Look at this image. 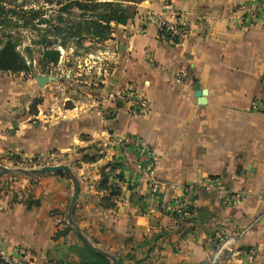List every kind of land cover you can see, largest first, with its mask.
<instances>
[{"label":"crops","instance_id":"obj_1","mask_svg":"<svg viewBox=\"0 0 264 264\" xmlns=\"http://www.w3.org/2000/svg\"><path fill=\"white\" fill-rule=\"evenodd\" d=\"M246 1H141L134 17L113 25L104 44L118 48L108 82L79 98L83 91L74 86L72 106H65L68 97L60 101L57 91L63 83L40 87L36 73L24 88L22 114L12 124L0 121V128L17 126L16 133L0 131V154L19 150L39 155L44 165L62 163L74 170L80 182L74 223L92 246L126 263L264 264L263 205L257 197L264 190V21L240 27L237 16ZM148 12L160 16L147 20ZM171 12L181 15L178 21ZM164 22L185 24L184 37H165ZM195 80L206 90L202 104L194 95ZM128 85L148 99L150 110L134 113L115 106L105 115L108 94ZM36 94L42 101L34 115L29 104ZM123 135L135 138L155 159V195L116 150ZM101 144L104 150L96 151ZM130 151L140 156L139 149L130 146ZM83 155L94 159L83 161ZM115 161L121 163L115 168L123 177L121 193L113 207H106L100 171ZM211 181L222 188H209ZM174 183L196 185L188 216L168 208L181 195ZM3 184L0 245L23 244L29 259L41 264L54 244L78 242L76 231L52 239L67 224L72 185L66 174L14 175L10 181L0 176ZM218 246L222 249L212 263Z\"/></svg>","mask_w":264,"mask_h":264},{"label":"rangeland","instance_id":"obj_2","mask_svg":"<svg viewBox=\"0 0 264 264\" xmlns=\"http://www.w3.org/2000/svg\"><path fill=\"white\" fill-rule=\"evenodd\" d=\"M64 1L65 0H0V18L2 21L0 24V38H5L6 35H11L17 39V49L26 59L27 64V69L23 71H0V121L1 119H7L12 124V118L14 116L18 117L22 114V104L25 93L24 88L26 87L28 80H33L36 73L42 74L47 72L56 76H62L60 82H62L63 85L58 84V87L60 86L61 89L57 91L60 92L58 97L60 101L63 102L64 99L68 97L65 106H67V104L68 106H72L71 99H73V96L71 91L74 90V86H77L83 91L78 92L77 97H85L88 96L87 93H91L92 89L95 87H101L104 83H107L108 78L112 75L111 72H113L112 68L114 66V60L118 48L114 47L109 49V47H104L106 40L109 38L93 44L92 38L85 32L82 33L81 37L83 39L82 47L85 49L87 48L86 50L81 49L78 53V51L75 50L76 47L74 44L70 43L67 48L59 49L60 58L55 66L43 65L40 61L42 56V46L38 44V41L39 39H42V36L48 38L52 37L44 35L45 29L50 23H58L56 18L58 15H61L65 21L75 24L77 22H82L80 19L83 18L80 14L83 10H86L84 11V17L101 12L99 9L100 12L97 11L92 13L88 8L79 9L78 7H71L68 14L66 11L60 10L61 4L56 3H63ZM92 1L94 0H84L83 3H92ZM113 1H115L114 3H120L126 7L127 14L132 17L136 14L137 4L141 2L138 0ZM34 12H38L39 16L34 17ZM21 14H23V17ZM146 15L147 13L143 16L145 17ZM111 25L113 28L114 23ZM72 39L73 40L70 41H76V38ZM71 68H74V71L69 74V77H66L65 75L70 72L69 70ZM51 90L54 91L53 89ZM36 95L37 97L33 98L29 104V111L32 101L38 100L39 103L36 105L37 114V106L41 103L42 99L38 94ZM109 101L111 100L109 99ZM15 126L16 125H11V127H8V125H3L1 126L0 131L6 135L12 134L13 132L16 133L15 130H17V126ZM95 150L103 151V144L98 147L95 146ZM0 155V165L9 168H37L45 163L44 160L42 161L39 159V155L29 156L19 150H10L7 153ZM100 155H102V153ZM29 158H31V161H29ZM111 161H114V159H111ZM72 171L75 173L74 170ZM14 175L20 176L21 174L0 171V176L3 178L6 177L8 181H10ZM3 187V190L7 189V185L3 184L0 186V191ZM70 231L75 233L74 227H72V230ZM57 239L53 240L55 241ZM4 243L0 245V256L6 261H9L11 264H20L25 261L32 264H38L32 259H29L30 249H27V246L18 243V245ZM79 244H81L79 238L78 242L69 245L63 244L62 247H58V244H54V246L48 249L47 253L44 254L45 260L41 264H66L68 262H76L79 259L77 253L78 249H70L69 247L76 245L77 248V246H81Z\"/></svg>","mask_w":264,"mask_h":264},{"label":"trees","instance_id":"obj_3","mask_svg":"<svg viewBox=\"0 0 264 264\" xmlns=\"http://www.w3.org/2000/svg\"><path fill=\"white\" fill-rule=\"evenodd\" d=\"M142 1V0H138ZM84 0H65L61 4L60 10L66 11L69 14L71 7H78L79 9H86L92 11V13L99 11L100 13H95L85 16L86 10L80 14L83 19L82 22L72 23L65 21L61 15L56 18L58 23H50L45 29L44 35L52 36L39 39L38 44L42 46V56L40 61L43 65L55 66L60 58V50L68 47L70 43H73L76 47V51L81 49L86 50L82 47V33L85 32L89 34L92 38L93 44L96 42H101L108 38H111L112 33V23L114 24H124L132 16L127 14V9L120 3H114L113 0H94L92 3H83ZM99 9V10H98ZM23 17V14H21ZM38 12H34V17H38ZM0 18V24H1ZM72 38H76V41L72 42ZM17 39L11 35H6L5 38H0V71H11L19 72L27 69L26 59L22 56L21 52L17 49ZM39 103L38 100H33L32 105H30V113L36 114V105ZM94 159V155H83V161H91ZM121 164L120 162L110 163L109 165L102 168L100 171V179L98 187L106 191V195L102 196V204L106 207H113L115 205L114 200L120 195L121 188L118 185V181H122V173L115 172V168ZM63 174V173H60ZM72 230V227L65 224V226L57 230L52 239H57L59 237H65L68 232ZM78 235V234H77ZM81 242V246L73 245L70 249H78L77 253L79 259L76 262H68L66 264H110V259L95 250L91 244L86 241L82 236L78 235ZM0 264H11L0 256ZM20 264H32L30 262H21Z\"/></svg>","mask_w":264,"mask_h":264},{"label":"built area","instance_id":"obj_4","mask_svg":"<svg viewBox=\"0 0 264 264\" xmlns=\"http://www.w3.org/2000/svg\"><path fill=\"white\" fill-rule=\"evenodd\" d=\"M242 12L237 16L238 23L243 29H248L256 21H264V2L260 0H247L241 5ZM160 15L157 13L149 12L144 17L147 20L157 18ZM170 16L178 21V16H181L179 13L171 12ZM232 18V15L229 16ZM162 34L170 39L171 41H178L182 39L186 33L185 24L164 22L161 25ZM108 98L111 100V105L105 108L104 114L109 116L113 114L115 106H125L130 111L134 113H144L150 110V103L148 99L141 95L131 86H124L120 89H117L108 94ZM257 106V102H253V108ZM116 150L123 157L122 160L127 164H134L137 168V171L147 184L151 194L155 195L159 190V183L154 176L153 166L155 159L151 156L148 148L143 146L135 138L129 135H123L116 139L115 141ZM130 146L139 149L140 156L134 155L130 151ZM38 159V158H37ZM43 161L42 158L39 157ZM31 161V158H29ZM146 161L145 163H142ZM181 187V195L178 198H175L168 206V208L174 212L178 213L180 216H188L191 214V200L195 194L196 185L186 184L179 186L173 184L172 188L175 189ZM209 188L221 187V183L218 181H211L208 185ZM222 188V187H221ZM258 199L262 202L263 208L260 214V217L264 218V190L260 191L257 195ZM238 197L235 195L232 198V202H236ZM246 229H242L240 233H244ZM222 246H218L216 252L213 254L211 262L213 263L217 258L218 251H221ZM252 256V255H251Z\"/></svg>","mask_w":264,"mask_h":264},{"label":"water","instance_id":"obj_5","mask_svg":"<svg viewBox=\"0 0 264 264\" xmlns=\"http://www.w3.org/2000/svg\"><path fill=\"white\" fill-rule=\"evenodd\" d=\"M69 71L70 72L66 74V77H69V74L74 71V68H71ZM34 79L37 85L42 87L44 84L48 82L60 81L62 79V76H55L53 74L45 72L43 74H36ZM193 90H194V95L197 96V102L199 104L204 103L205 101L204 96L206 94V90L205 89L200 90L199 82L196 80L194 81ZM0 171H4L8 173H18V174H21L27 177H38L45 173H56V174L64 173L66 174L70 178L71 185H72V193H71V197H70L68 207H67L66 221L68 225L74 227L75 231L87 241L81 229L76 226V224L74 223L72 219V210L74 208V205L76 204V201H77V198L80 192V182H79L78 176L71 170V168L67 164H62V163L61 164H47V165H42L41 167H37V168L35 167L34 168H9V167L0 165ZM92 247L98 252H100L101 254H103L104 256H106L107 258H109L111 261V264H134V263H126L118 257H114L100 249L95 248L94 246Z\"/></svg>","mask_w":264,"mask_h":264}]
</instances>
